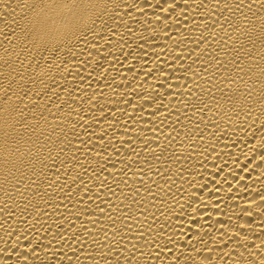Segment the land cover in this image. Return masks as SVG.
I'll return each mask as SVG.
<instances>
[{
    "label": "bare ground",
    "instance_id": "6f19581e",
    "mask_svg": "<svg viewBox=\"0 0 264 264\" xmlns=\"http://www.w3.org/2000/svg\"><path fill=\"white\" fill-rule=\"evenodd\" d=\"M0 264H264V0H0Z\"/></svg>",
    "mask_w": 264,
    "mask_h": 264
}]
</instances>
